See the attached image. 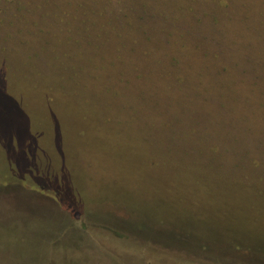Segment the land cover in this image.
<instances>
[{
  "label": "rangeland",
  "instance_id": "1",
  "mask_svg": "<svg viewBox=\"0 0 264 264\" xmlns=\"http://www.w3.org/2000/svg\"><path fill=\"white\" fill-rule=\"evenodd\" d=\"M0 264H264V0H0Z\"/></svg>",
  "mask_w": 264,
  "mask_h": 264
},
{
  "label": "trees",
  "instance_id": "2",
  "mask_svg": "<svg viewBox=\"0 0 264 264\" xmlns=\"http://www.w3.org/2000/svg\"><path fill=\"white\" fill-rule=\"evenodd\" d=\"M220 4L223 5V4H226V3L223 2V1H221ZM220 70L224 72V71H226V68H220ZM218 74H220V72H219ZM219 78H220V82L222 83V82H223V79H222L221 77H219ZM224 79H226V81H227L228 78H227V77H224ZM221 80H222V81H221ZM226 89H228V88L226 87ZM225 92H226V91L222 92V94H221L219 97L222 98V96H223V94H224ZM203 95H204V94H202V96H203ZM217 95H218V94H217ZM202 96H201V97H202ZM202 98L205 99V101L207 100V99H206V96H203ZM214 98H217L216 95H214ZM227 98H228L227 96H226V97L223 96V99H222V100L225 101ZM204 103H205V102H202V108H201V109H203V107H206V106H204ZM229 103H232V101L230 100ZM199 104L201 105V103H199Z\"/></svg>",
  "mask_w": 264,
  "mask_h": 264
}]
</instances>
